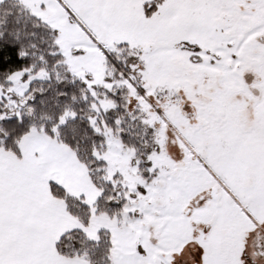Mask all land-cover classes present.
<instances>
[{
	"label": "snow or ice",
	"instance_id": "6c2138e0",
	"mask_svg": "<svg viewBox=\"0 0 264 264\" xmlns=\"http://www.w3.org/2000/svg\"><path fill=\"white\" fill-rule=\"evenodd\" d=\"M0 264H264V0H0Z\"/></svg>",
	"mask_w": 264,
	"mask_h": 264
}]
</instances>
